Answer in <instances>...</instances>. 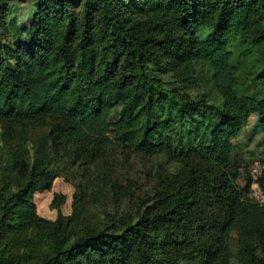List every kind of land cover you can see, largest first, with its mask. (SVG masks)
I'll use <instances>...</instances> for the list:
<instances>
[{"label": "trees", "instance_id": "trees-1", "mask_svg": "<svg viewBox=\"0 0 264 264\" xmlns=\"http://www.w3.org/2000/svg\"><path fill=\"white\" fill-rule=\"evenodd\" d=\"M146 12L168 19V30L143 26L136 15ZM10 27L0 24V119L55 115L65 134L89 140L111 128L123 144L183 163L137 220L67 245L55 239L31 264H230L233 232L240 261L264 264V206L242 197L252 180L239 189L230 162L251 115L264 132V0H39L30 28L14 26L4 39ZM198 29H208L204 39ZM239 56L260 66V89L250 94L239 90ZM197 64L211 70L218 105L177 97L151 74L175 71L184 82ZM257 183L264 192V171ZM35 184L7 198L0 191V231L30 223L26 191ZM2 252L0 264H16Z\"/></svg>", "mask_w": 264, "mask_h": 264}, {"label": "rangeland", "instance_id": "rangeland-1", "mask_svg": "<svg viewBox=\"0 0 264 264\" xmlns=\"http://www.w3.org/2000/svg\"><path fill=\"white\" fill-rule=\"evenodd\" d=\"M38 3L39 0H0V24L11 25L6 28L4 39L9 38L14 26L30 28ZM136 16L143 26L155 31L168 30L170 26L168 19L160 21L153 12ZM157 22L159 28L154 27ZM208 32L198 29L195 36L204 39ZM23 37L27 38L26 33ZM237 64L240 92L250 94L260 89L257 80L260 66L255 58L239 56ZM151 74L159 77L162 89L175 90L177 97H203L210 104L220 103L212 86L211 70L205 64L195 65L184 82L175 81V71L153 70ZM61 125V119L55 115L34 120L0 119L3 197L19 193L30 180L36 183L26 191L33 212L30 223L21 231L12 228L0 231L2 256L12 258L13 263L31 264L51 254L55 239L67 245L112 223L121 227L125 222L137 220L150 211L161 181L183 166L165 155L146 154L123 144L111 128L102 137L89 140L65 134ZM232 143L230 162L239 167L236 185L243 189L247 177L253 181V169L264 171V132L257 115L250 116L247 126ZM13 153L18 155L15 169ZM42 169L46 175L41 174ZM250 186L242 197L249 198ZM252 241V257L259 260L263 247L256 239ZM228 246L233 255L230 264H243L235 232L230 234Z\"/></svg>", "mask_w": 264, "mask_h": 264}, {"label": "built area", "instance_id": "built-area-1", "mask_svg": "<svg viewBox=\"0 0 264 264\" xmlns=\"http://www.w3.org/2000/svg\"><path fill=\"white\" fill-rule=\"evenodd\" d=\"M261 173H260L258 168L253 169V171H252L253 181L251 183L250 192H249L248 196L255 203L264 206V192L257 183V179L259 178Z\"/></svg>", "mask_w": 264, "mask_h": 264}]
</instances>
